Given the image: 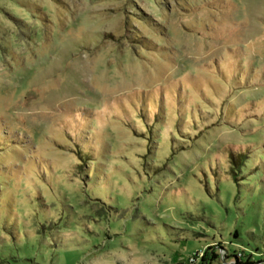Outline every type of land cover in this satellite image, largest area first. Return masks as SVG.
Here are the masks:
<instances>
[{"label": "rangeland", "instance_id": "1", "mask_svg": "<svg viewBox=\"0 0 264 264\" xmlns=\"http://www.w3.org/2000/svg\"><path fill=\"white\" fill-rule=\"evenodd\" d=\"M238 261L264 264V0H0V264Z\"/></svg>", "mask_w": 264, "mask_h": 264}, {"label": "trees", "instance_id": "2", "mask_svg": "<svg viewBox=\"0 0 264 264\" xmlns=\"http://www.w3.org/2000/svg\"><path fill=\"white\" fill-rule=\"evenodd\" d=\"M245 158H246V154H241V153L235 157L231 156V162L233 165V169H236V171L232 169V172L234 175H236V173L240 169V167L244 165ZM207 256H208V252H206V254L201 258V262H205L207 260ZM238 264H242V263L240 261H238ZM246 264H250V263H246Z\"/></svg>", "mask_w": 264, "mask_h": 264}, {"label": "built area", "instance_id": "3", "mask_svg": "<svg viewBox=\"0 0 264 264\" xmlns=\"http://www.w3.org/2000/svg\"><path fill=\"white\" fill-rule=\"evenodd\" d=\"M194 263H195V262H194ZM194 263H193V264H194Z\"/></svg>", "mask_w": 264, "mask_h": 264}]
</instances>
